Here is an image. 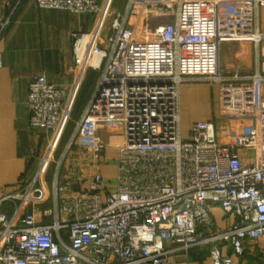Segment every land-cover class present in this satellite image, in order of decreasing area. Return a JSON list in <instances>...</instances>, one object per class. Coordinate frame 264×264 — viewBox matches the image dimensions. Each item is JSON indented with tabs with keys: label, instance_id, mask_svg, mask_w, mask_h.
<instances>
[{
	"label": "built area",
	"instance_id": "built-area-1",
	"mask_svg": "<svg viewBox=\"0 0 264 264\" xmlns=\"http://www.w3.org/2000/svg\"><path fill=\"white\" fill-rule=\"evenodd\" d=\"M113 0H35L40 9L94 17L71 35L73 80L68 89L35 75L26 107L31 128L51 134L29 182L0 196V264H167V245L208 249L212 264H232L247 243L264 239V106L249 83L223 77L219 45L260 34L227 33L218 0H127L102 37ZM6 22L0 21V33ZM98 74L93 93L55 156L80 86ZM188 78L218 85L232 116L251 127L232 145L218 142L215 125L180 130L179 94ZM118 121L122 143L105 178L100 122ZM242 153L247 155L243 156ZM53 166L51 207L43 180ZM219 209L231 218L219 228ZM44 219L50 220L44 223Z\"/></svg>",
	"mask_w": 264,
	"mask_h": 264
},
{
	"label": "crops",
	"instance_id": "crops-1",
	"mask_svg": "<svg viewBox=\"0 0 264 264\" xmlns=\"http://www.w3.org/2000/svg\"><path fill=\"white\" fill-rule=\"evenodd\" d=\"M113 1L111 14L115 9L119 10L114 6L118 0ZM126 5L127 0H123V11ZM218 7L227 33L247 34L255 28L260 34L257 42L235 38L220 43L218 65L221 75L236 77L234 80L242 83H249L253 75L264 79V0H218ZM93 20L92 15L40 9L35 0H0V21L6 22L0 33V196L29 182L51 141L49 132L31 128L28 123V85L35 75L42 74L48 83L68 89L74 73L71 35L88 31ZM97 76L91 71L86 74L70 123L78 119L88 103ZM256 93L261 106H264V80L257 84ZM226 107L217 84L198 78L186 79L179 94L181 134L187 135L189 126L194 122H208L215 125L218 142L234 144L239 135L247 132L252 122L232 116ZM115 124L121 129L120 123L115 120L98 125V135L107 146L103 153L108 165L101 168L105 178L115 174L113 162L117 147L122 143V129L117 138H111L104 132L107 126ZM65 134L66 131L56 147V157L64 149L67 141L63 142ZM52 181L53 166L44 176L43 184L48 189L49 200L39 207L40 211L53 205ZM0 210L9 217L14 205L3 202ZM212 215L219 228H226L231 220L219 209H213ZM49 221L44 219L43 222ZM167 248V264H212L206 248L193 247L187 251L175 245H167ZM224 254L231 258L232 264H264V239L247 243L241 256L233 254L231 249L224 250Z\"/></svg>",
	"mask_w": 264,
	"mask_h": 264
},
{
	"label": "rangeland",
	"instance_id": "rangeland-1",
	"mask_svg": "<svg viewBox=\"0 0 264 264\" xmlns=\"http://www.w3.org/2000/svg\"><path fill=\"white\" fill-rule=\"evenodd\" d=\"M114 6H117V8L119 10L115 9V11L107 18V20L105 22L104 30H103V33H102V37L103 38H107L109 35H111L110 24L112 22V19L115 17V14L116 13H121V14L123 13V9H122L123 0H118V3L116 1ZM111 9H112V7H111ZM96 81H97V79H96ZM95 84H96V82H95ZM75 122H76V119H74L73 123H70L68 125V127L66 129L65 139L63 140V142H65V140H67L68 135L70 134L71 129L73 128V125H74ZM104 132L108 133L111 138H117L121 134V129L116 124L115 125H109V126H107L105 128Z\"/></svg>",
	"mask_w": 264,
	"mask_h": 264
},
{
	"label": "trees",
	"instance_id": "trees-1",
	"mask_svg": "<svg viewBox=\"0 0 264 264\" xmlns=\"http://www.w3.org/2000/svg\"><path fill=\"white\" fill-rule=\"evenodd\" d=\"M72 130V129H71Z\"/></svg>",
	"mask_w": 264,
	"mask_h": 264
}]
</instances>
